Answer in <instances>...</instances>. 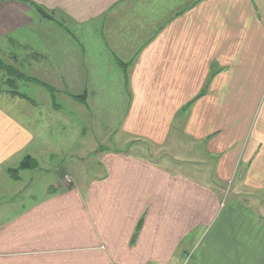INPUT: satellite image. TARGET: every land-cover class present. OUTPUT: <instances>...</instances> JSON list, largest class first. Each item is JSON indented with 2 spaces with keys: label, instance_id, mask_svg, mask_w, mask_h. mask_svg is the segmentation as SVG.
<instances>
[{
  "label": "crops",
  "instance_id": "obj_1",
  "mask_svg": "<svg viewBox=\"0 0 264 264\" xmlns=\"http://www.w3.org/2000/svg\"><path fill=\"white\" fill-rule=\"evenodd\" d=\"M1 61L33 70L19 71L17 87L39 88H0V264H264V0H0ZM113 64L116 87L103 78ZM108 88L132 142L180 148L190 138L199 169L71 148L74 123L57 115V95L91 112L87 94ZM100 97L94 109L109 106ZM92 153L99 176L76 178ZM40 155L67 158L63 175L39 195L12 193L32 182L24 158L44 173Z\"/></svg>",
  "mask_w": 264,
  "mask_h": 264
},
{
  "label": "rangeland",
  "instance_id": "obj_2",
  "mask_svg": "<svg viewBox=\"0 0 264 264\" xmlns=\"http://www.w3.org/2000/svg\"><path fill=\"white\" fill-rule=\"evenodd\" d=\"M45 12L43 14V18L50 19L51 18L50 13L52 12L49 11L47 12L48 14ZM0 63H1L0 68H3V69H0L1 70L0 88L4 87L6 88V90H9L11 93H15L18 90L20 91L21 87L22 89L26 88L29 90L39 88V86L35 84H31L29 82L28 84L24 83V84H21L20 87H17L19 73H20L19 71H22L25 74V72L28 71L29 73L31 70L32 73L34 74L32 69L28 68L27 71H24L22 67L21 68L19 67V64H20L19 62H11L10 64H8L4 61L3 62L1 61ZM23 65H26V63H23ZM113 66L115 69L107 70L106 71L107 76L106 77L103 76V78H107L108 85L110 84L111 87L113 86L116 87L117 85L114 80L115 79L114 76L117 75L116 74L117 72L122 73V68L120 65L113 64ZM30 77L34 78L32 76H28L27 78L29 79ZM3 82H5V84ZM31 90L27 92L33 93V91ZM108 90L110 91L107 92V94H105L103 92H96L95 89H93V91H91L92 92L91 95L87 94V97L89 98L87 99V101H89V103L87 104L90 107L91 112H89L90 110L87 107L83 106L82 104L76 103L72 99L63 97L62 95L64 94L57 95L58 97H56V99L54 100L56 102V105L59 106V108H57L59 109L57 115H59L61 118L68 119L69 126L71 128L73 127V123H74V131L70 129L71 130L70 137L71 136L75 137V139L73 140L74 144H72L73 141L71 143L72 144L71 148L75 149L76 151L77 149L79 151H81V149H86V150L92 149L93 152L95 150L102 148L103 146L107 147L108 149H112V150H116V149L126 150L127 149L128 151H131L132 153L141 154V155L144 154L147 157L153 158L154 160L157 159L160 162L162 161L161 163L167 164V166H169L172 169H180V170L188 171L189 173H192V175L194 174L195 169H199L200 167L199 164H195L193 162L189 163V161H193V158H190V154L192 150L193 152L195 150L197 151V154L199 156L198 158H201L200 156L202 155L203 157V152L198 150L199 143L196 141L190 140V138L187 141V143L183 144V146L180 148H177L173 142H170L171 139L168 140V143L165 145V147H160V148H158L156 145L150 142H144L146 144L143 145V147H142V144H140L137 141L132 142L130 139L132 137L128 135L127 132H123V130L121 129V126L119 127V121L121 117L125 114L126 109L123 107V105H120L119 98L121 97L118 94V90L115 91L110 88H108ZM38 94L43 95L45 97V101L49 102V104L52 105V101H53L52 94H49L44 89L42 92ZM100 95L103 96V98H105V101L107 102L106 104L109 105L106 109H94L93 108L94 106L92 105L93 103L92 100H94L95 102H100V98H101ZM57 98L59 100H57ZM42 108L43 106L40 107V109ZM36 110H39V109L36 108ZM38 113L41 116L40 110L38 111ZM89 113H91L92 116ZM89 116L92 118L90 119ZM103 118L108 119L107 126L102 125V123L104 122ZM89 119H90V123H89ZM46 134H48V131L46 132ZM171 134L172 136H177V134L179 136L181 132L176 127L175 129L171 131ZM58 136L66 137L63 133H60ZM127 139H130V141L127 142L128 141ZM150 151L153 153V157L150 156L151 155ZM41 153L45 154L46 151H42ZM37 154L39 155L38 151H37ZM91 155L93 156L91 158H87L85 162L75 163L74 174L76 178L79 177L80 180L86 181V180L91 179V177L93 176H96V175L99 176L101 172L99 163H98L99 158L95 157L96 153H92ZM40 157L45 165L44 173L42 172L38 173V172L28 169L26 171L27 173H23V178L32 181L31 184L29 183V188L26 187L27 186L26 184L25 185L20 184L12 190V193L14 194L18 193L20 195L26 192L27 189H29L28 191H32V190H37V192L43 191V189L41 188H43V185L45 183L51 182V180L56 178L58 175L59 176L63 175V171H65L64 168H66L65 167L66 164L64 165V163L67 162L68 160L67 158L52 160L51 158L52 156L48 158H44L40 155ZM175 158L183 159L186 162L182 163L179 160H177V164H176ZM57 163H59V166ZM204 167H205V164H204ZM244 169H245V164L243 163V161H241L239 163L237 172L234 174L235 176H233L232 180L230 182L223 184L224 190H223L222 196L224 198H230V197L235 196L234 186L240 185V181H241L240 178L243 176ZM12 174L16 175L17 171ZM31 175L33 176V179ZM257 192L259 193V196H260V193H262L263 191L258 190ZM40 193L41 192H39L37 195H39Z\"/></svg>",
  "mask_w": 264,
  "mask_h": 264
},
{
  "label": "trees",
  "instance_id": "obj_3",
  "mask_svg": "<svg viewBox=\"0 0 264 264\" xmlns=\"http://www.w3.org/2000/svg\"><path fill=\"white\" fill-rule=\"evenodd\" d=\"M21 1H23V0H21ZM36 8H37V11L39 14H41V15L44 14V12H42L41 8H39L38 6H36ZM34 167H35V162L33 161V159L31 157L24 158L19 165L20 169H22V168L33 169ZM12 171H13V173L16 172V170H12Z\"/></svg>",
  "mask_w": 264,
  "mask_h": 264
}]
</instances>
